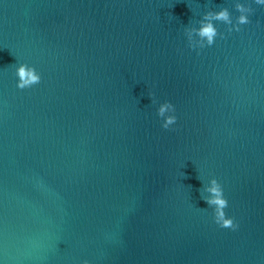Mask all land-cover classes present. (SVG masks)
Masks as SVG:
<instances>
[{
	"label": "water",
	"instance_id": "1",
	"mask_svg": "<svg viewBox=\"0 0 264 264\" xmlns=\"http://www.w3.org/2000/svg\"><path fill=\"white\" fill-rule=\"evenodd\" d=\"M234 4L0 0V264H264V6L202 49L184 31Z\"/></svg>",
	"mask_w": 264,
	"mask_h": 264
},
{
	"label": "clouds",
	"instance_id": "2",
	"mask_svg": "<svg viewBox=\"0 0 264 264\" xmlns=\"http://www.w3.org/2000/svg\"><path fill=\"white\" fill-rule=\"evenodd\" d=\"M253 2L258 6H264V0H235L234 6L239 13L235 20L230 8L227 6L219 9H210L205 12L203 18L198 22V26H186L184 29L189 46L202 49L205 46L213 45L217 36L223 35L219 32L217 21H223L227 24L229 31L233 29L239 30L241 25L250 23L251 15L254 12ZM15 72L18 77L17 87L21 89L31 87L41 80L40 72L37 71L35 66H31L28 63H19ZM149 95L152 103L158 104L156 112L162 118V127L169 129L175 125L178 119L175 105L170 100L158 101L154 93ZM205 191L209 193L205 199L213 211L215 222L222 228L238 229L239 222L226 212L229 200L224 194L222 184L215 176H211L207 180ZM83 264H91V261L84 260Z\"/></svg>",
	"mask_w": 264,
	"mask_h": 264
}]
</instances>
